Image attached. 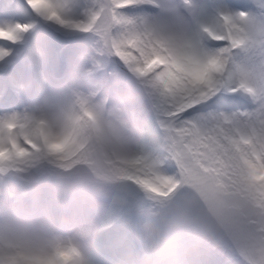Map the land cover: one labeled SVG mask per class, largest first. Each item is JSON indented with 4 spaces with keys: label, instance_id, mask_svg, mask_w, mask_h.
Masks as SVG:
<instances>
[{
    "label": "snow or ice",
    "instance_id": "1",
    "mask_svg": "<svg viewBox=\"0 0 264 264\" xmlns=\"http://www.w3.org/2000/svg\"><path fill=\"white\" fill-rule=\"evenodd\" d=\"M0 15V59L37 19L94 33L143 89L153 147L129 161L130 178L159 197L187 185L235 209L215 248L227 264H264V0H25ZM173 163L178 176L162 171ZM73 252L0 254V264H61Z\"/></svg>",
    "mask_w": 264,
    "mask_h": 264
},
{
    "label": "clouds",
    "instance_id": "2",
    "mask_svg": "<svg viewBox=\"0 0 264 264\" xmlns=\"http://www.w3.org/2000/svg\"><path fill=\"white\" fill-rule=\"evenodd\" d=\"M43 52L36 50L35 62ZM138 111L134 102L128 109L105 111L79 93L63 101L45 97L31 111L0 117V174L17 170L30 202L10 205L0 218V254L43 252L53 258L69 246L75 252L61 264H92L78 237L58 234L50 214L41 212V182L55 183L57 199L66 209L62 222L80 217L86 222L102 211L127 184L135 170L129 161L143 151L132 134L129 121ZM8 125H12L9 127ZM15 141L26 149L18 155ZM179 188L156 199L160 212L148 219L143 231L147 249L132 264H193L202 245L218 247L217 232L235 209L212 200L206 192L174 198Z\"/></svg>",
    "mask_w": 264,
    "mask_h": 264
},
{
    "label": "rangeland",
    "instance_id": "3",
    "mask_svg": "<svg viewBox=\"0 0 264 264\" xmlns=\"http://www.w3.org/2000/svg\"><path fill=\"white\" fill-rule=\"evenodd\" d=\"M24 2L25 0H1L0 12H3L10 4L19 5L23 4ZM1 17L8 18L6 15H0V22H2L3 19ZM31 22H33V20L27 18L26 23ZM73 34L74 35L70 36L60 35L53 28L49 27L45 23V21L38 19L35 20L34 27L29 32L22 34L21 39L24 41L21 46H25L24 49H31V58H28V55H26L25 53H23L24 55H22L21 57V55H19L18 53V51L20 52L21 48H18L17 53L12 54L13 63L11 64V68L9 69L17 72L18 74L24 72L26 75L29 68L34 67L35 65H37L38 68L42 67L40 71H43L45 73L49 72L50 68L62 65L68 70H75V73H77L80 70H83V68L85 67V61L89 60L90 63H92L91 65H93L95 69L93 70L94 74L100 75L101 80L103 78L112 86L119 87L121 89L124 88L126 84L133 83L135 86V90L143 92L142 86L135 78V76L116 57L110 55L103 48V45L100 43L99 38L94 33L74 32ZM21 42L22 41H19L18 43ZM13 46H16V44H14ZM10 47L12 46L10 45ZM36 50H41L43 52V56L42 58H40L38 63H35L34 57V51ZM112 64L114 65L112 69H105L106 66L110 67L112 66ZM98 69H100V71ZM2 72L3 71L0 70V74H2ZM30 95L33 96L34 94L31 93ZM30 95L25 96V98H28ZM99 99L97 98L96 100ZM116 101H128L131 102V106L135 102L138 107L144 106L143 95L137 96L134 99L126 98L124 96H118L116 97ZM95 104L101 106V99ZM31 106L32 103L29 104L27 111H31ZM128 108L129 105H127L126 103H124L121 107L122 110ZM103 109L105 111L112 110L111 108L105 107ZM21 111L20 113H24ZM143 118L144 114L141 115L140 111L138 110L129 122L132 123V120H134L139 124L143 121ZM132 129L134 130H132L133 135L137 138L143 148L145 150H151L153 145L147 138V136L143 134L142 123L139 124L138 128ZM138 132H141V134H139ZM171 166L172 170L168 169L170 166H168L167 164H165V167H162V170L165 174L171 175L172 172V174L175 175V164L173 163ZM16 173L17 170L15 169H5L3 174H0V176L4 177V181H6L3 182L4 187L8 188L7 192L4 191L5 195L9 198L11 196H14L13 198L17 199L23 197H31L30 193H26L23 190V182L19 179ZM8 176H11V178H5ZM49 185H51V187H55L54 181L51 179H42L41 191L45 190L43 189L44 187L48 188ZM187 189L188 186L186 185L185 188L178 190L174 198L179 199L180 197H182L180 194H187ZM20 190L23 194V197ZM49 191H51L52 193L55 190L53 188L51 190H48L47 193ZM53 202L54 201H51L50 203ZM57 203L59 204L58 206L61 209V205L58 199ZM54 209L56 208H52L50 205H47L46 207L44 206L42 215L50 214L54 220L58 221V218L61 214L54 212ZM160 210V205L156 199L155 194L146 190L143 186L137 184L134 180H129L126 185L121 186L117 190L113 201L102 210L104 212V219L107 220L108 223L104 225L103 223H99L97 220V222H95L97 224L94 225L95 230L93 231L106 233L105 227L115 221L116 232L113 231L111 233V241L112 237H115L117 235H122L129 243L134 242V240L139 241L141 239L143 240L144 244L146 245L145 248L147 249V240L143 231V226L148 219L157 215ZM143 212H145V218L142 222L139 223L137 215L138 213ZM138 226L140 229H138ZM74 230L75 236H77L78 239L82 241L83 245H85L88 250H94L95 252L99 253V257L103 255L107 258L110 257V255H107L105 253V248H103V250L100 246H97V248L93 246V242L91 241V239L87 238L91 232L85 229H80L78 226H75ZM193 257L200 258V264H203V260H201V258H204V261L207 264H222L221 259L223 262L228 259V256L227 259H225L224 251L222 252L221 250L207 244L202 245Z\"/></svg>",
    "mask_w": 264,
    "mask_h": 264
},
{
    "label": "bare ground",
    "instance_id": "4",
    "mask_svg": "<svg viewBox=\"0 0 264 264\" xmlns=\"http://www.w3.org/2000/svg\"><path fill=\"white\" fill-rule=\"evenodd\" d=\"M82 2V0H81ZM25 18L23 17H16V20H18V22H21V19ZM51 26H55L56 30H60L61 32L64 33H69L72 32L74 33L76 30H72V29H63L62 27L50 24ZM23 42V40H20ZM17 48L18 46L14 47V50L11 49V52L9 55H7L6 57H4L3 59H0V67H2L3 65H11L13 63V53H17ZM19 53V52H18ZM62 68L61 66L57 67V69L55 71H53V74L56 75H60L62 72ZM35 77L32 78L31 81H27L25 79H12V81H9V83L7 82L5 85H2V87H0V100L3 101L4 105H7L6 109L2 111L0 117L6 116V115H11L14 113H19L17 105H16V101L12 100L13 97L16 98L17 95H20V93H28V92H34V94H38V96H40L39 100H37L34 103V108L35 106L41 102L45 97H50V98H54L58 101H63L64 99H66L69 95H71L72 93H79L81 95H83L85 97L84 94H82V92L78 89V87L73 86L72 84H70L69 81L64 80L62 82L59 81H55L53 79H50V75L46 78V81L43 82V80L40 78L39 76V70L35 73ZM45 86H47L46 89ZM48 90H50L52 93L48 94ZM33 108V109H34ZM53 194V193H51ZM103 213L100 212L98 214V218L102 217ZM88 223H85L84 226H88ZM79 243V242H78ZM82 251L84 252V254L86 255L84 249L82 248L81 244L79 243ZM120 248V246H119ZM143 254L145 251H142ZM129 256V255H128ZM133 258V257H132ZM139 258H141L140 255H136L135 259L138 260Z\"/></svg>",
    "mask_w": 264,
    "mask_h": 264
}]
</instances>
